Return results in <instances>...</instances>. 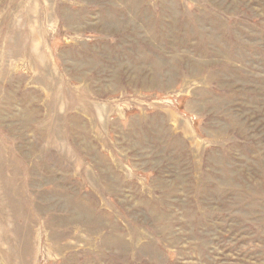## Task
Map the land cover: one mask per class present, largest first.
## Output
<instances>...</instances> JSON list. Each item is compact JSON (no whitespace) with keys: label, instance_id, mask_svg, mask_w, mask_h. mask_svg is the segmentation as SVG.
I'll list each match as a JSON object with an SVG mask.
<instances>
[{"label":"rangeland","instance_id":"1","mask_svg":"<svg viewBox=\"0 0 264 264\" xmlns=\"http://www.w3.org/2000/svg\"><path fill=\"white\" fill-rule=\"evenodd\" d=\"M0 264H264V0H0Z\"/></svg>","mask_w":264,"mask_h":264},{"label":"bare ground","instance_id":"2","mask_svg":"<svg viewBox=\"0 0 264 264\" xmlns=\"http://www.w3.org/2000/svg\"><path fill=\"white\" fill-rule=\"evenodd\" d=\"M50 1V0H49ZM113 14V13H112ZM118 15V14H117ZM123 17V16H122ZM114 18V17H113ZM106 21V20H105ZM112 24V23H111Z\"/></svg>","mask_w":264,"mask_h":264}]
</instances>
